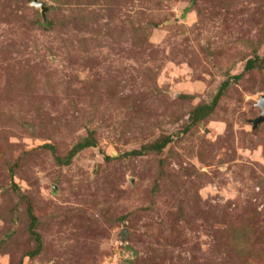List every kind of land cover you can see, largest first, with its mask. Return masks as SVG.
Wrapping results in <instances>:
<instances>
[{
	"label": "rangeland",
	"instance_id": "374dc122",
	"mask_svg": "<svg viewBox=\"0 0 264 264\" xmlns=\"http://www.w3.org/2000/svg\"><path fill=\"white\" fill-rule=\"evenodd\" d=\"M33 1L0 0V264H264V0Z\"/></svg>",
	"mask_w": 264,
	"mask_h": 264
},
{
	"label": "trees",
	"instance_id": "16d2710c",
	"mask_svg": "<svg viewBox=\"0 0 264 264\" xmlns=\"http://www.w3.org/2000/svg\"><path fill=\"white\" fill-rule=\"evenodd\" d=\"M256 60L255 59H250L246 65V70H252L256 66ZM242 75L237 76V79H240ZM229 82H226L223 84L222 88L220 89L219 93L216 95L213 104L208 107V106H198L197 109L194 111V114L192 116V124H196L197 122H200L207 114L209 113L208 111L212 109L216 104L219 102L220 98L222 97L225 89L228 87ZM170 137H167L164 142L161 143H156L152 145V149L161 152L163 149L167 147V145L170 142ZM96 143L93 138H85L82 142L78 144V146L73 150L72 154L67 156L66 158H62L61 161L65 162L66 164L71 163L73 160L74 156L82 149L87 148V147H93L95 146ZM147 151V150H145ZM138 151L134 152L137 153ZM29 208V214L31 217V227L34 228L37 225V217L33 213V207L31 205L28 206ZM35 233V232H34ZM42 248H39L37 252L32 253L31 256H34L35 254H39Z\"/></svg>",
	"mask_w": 264,
	"mask_h": 264
},
{
	"label": "water",
	"instance_id": "95a60500",
	"mask_svg": "<svg viewBox=\"0 0 264 264\" xmlns=\"http://www.w3.org/2000/svg\"><path fill=\"white\" fill-rule=\"evenodd\" d=\"M32 4L37 7H41L43 10V14L46 15L47 8L44 6V3L40 2L39 0H35ZM256 105L260 107L262 113L258 118L253 120L255 129L258 128V126L264 122V95L259 98V100L256 102Z\"/></svg>",
	"mask_w": 264,
	"mask_h": 264
}]
</instances>
